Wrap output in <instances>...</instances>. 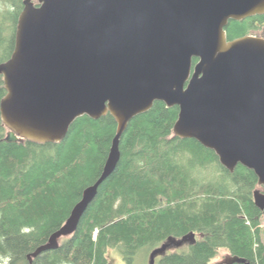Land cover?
<instances>
[{"label": "water", "instance_id": "95a60500", "mask_svg": "<svg viewBox=\"0 0 264 264\" xmlns=\"http://www.w3.org/2000/svg\"><path fill=\"white\" fill-rule=\"evenodd\" d=\"M258 14L264 0H24L14 50L0 63L6 140L59 143L80 116L117 121L102 174L30 264L76 231L120 161L129 122L156 101L179 107L175 135L214 150L231 172L254 170L264 187V37L229 41L226 31ZM254 202L264 212V190ZM195 240L194 232L168 237L148 264Z\"/></svg>", "mask_w": 264, "mask_h": 264}, {"label": "trees", "instance_id": "16d2710c", "mask_svg": "<svg viewBox=\"0 0 264 264\" xmlns=\"http://www.w3.org/2000/svg\"><path fill=\"white\" fill-rule=\"evenodd\" d=\"M2 4L0 63L14 50L24 0ZM262 27L264 14L231 20L228 40ZM5 95L0 75V104ZM178 116V106L156 101L129 122L120 161L76 231L32 264H108L112 249L133 264L142 251L190 232L194 243L169 251L156 264H219L212 260L221 248L249 264H264V212L254 202L258 176L242 164L231 172L214 150L175 135ZM116 129L110 113L98 119L83 115L62 142H8L0 111V264H30L28 255L65 223L85 188L102 174Z\"/></svg>", "mask_w": 264, "mask_h": 264}, {"label": "rangeland", "instance_id": "374dc122", "mask_svg": "<svg viewBox=\"0 0 264 264\" xmlns=\"http://www.w3.org/2000/svg\"><path fill=\"white\" fill-rule=\"evenodd\" d=\"M34 2L37 4L38 0H34ZM5 8H6L5 5L2 4L0 6V13H2L5 10ZM255 35L264 37V27H262L260 30H258L255 33ZM256 189H258L260 191H263L264 187L259 185V186L256 187ZM260 227L262 229L261 235H262V240L264 242V214L261 217V225H260ZM62 240H63V237L59 241L61 242ZM183 247H186V245L183 246ZM150 251H148V252L147 251H142V253L138 256V258L136 259V261L133 264H148L149 255L151 253ZM232 257L233 256L231 255V253L228 251L227 248H221L219 250L217 256L215 258H213L212 262L219 263V264H233V262L231 261ZM108 258H109V262L111 264H129L123 259V257L120 254V252L118 250H115V249L109 250Z\"/></svg>", "mask_w": 264, "mask_h": 264}, {"label": "flooded vegetation", "instance_id": "af4514ba", "mask_svg": "<svg viewBox=\"0 0 264 264\" xmlns=\"http://www.w3.org/2000/svg\"><path fill=\"white\" fill-rule=\"evenodd\" d=\"M170 251V250H169ZM172 251V250H171ZM108 264H111L110 262Z\"/></svg>", "mask_w": 264, "mask_h": 264}, {"label": "bare ground", "instance_id": "6f19581e", "mask_svg": "<svg viewBox=\"0 0 264 264\" xmlns=\"http://www.w3.org/2000/svg\"><path fill=\"white\" fill-rule=\"evenodd\" d=\"M21 226V225H20ZM5 247V246H4ZM35 259V258H34ZM227 263V262H226Z\"/></svg>", "mask_w": 264, "mask_h": 264}]
</instances>
